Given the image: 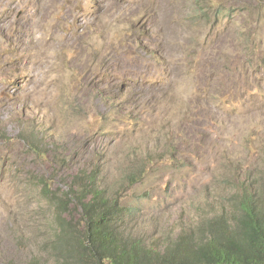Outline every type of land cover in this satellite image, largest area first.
<instances>
[{"label": "rangeland", "instance_id": "rangeland-1", "mask_svg": "<svg viewBox=\"0 0 264 264\" xmlns=\"http://www.w3.org/2000/svg\"><path fill=\"white\" fill-rule=\"evenodd\" d=\"M195 2L0 0V133L63 168L0 145L20 166L0 167V264L52 263L38 243L50 212L23 180L65 182L94 152L145 243L264 193V0H213L205 16Z\"/></svg>", "mask_w": 264, "mask_h": 264}, {"label": "trees", "instance_id": "trees-1", "mask_svg": "<svg viewBox=\"0 0 264 264\" xmlns=\"http://www.w3.org/2000/svg\"><path fill=\"white\" fill-rule=\"evenodd\" d=\"M212 1L194 4L205 16ZM20 139L0 133V145L6 149L22 142L18 156L32 153L36 163L48 161L57 173L63 171L60 159L47 155L40 142ZM93 155L89 163L76 165L71 177L63 176L65 182L57 173L54 177L35 173L23 180L25 187L39 192L37 205L45 204L50 212L48 230L39 235L38 243L51 264H264V193L244 188L230 204L231 213L207 221L202 231L198 226L197 233H180L164 245L145 243L124 229L125 208L99 186L101 161L97 153ZM13 160L1 154L0 167L8 163L19 169Z\"/></svg>", "mask_w": 264, "mask_h": 264}]
</instances>
